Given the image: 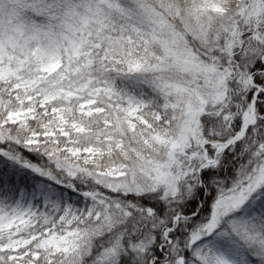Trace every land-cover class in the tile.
I'll return each instance as SVG.
<instances>
[{
    "label": "snow or ice",
    "instance_id": "1",
    "mask_svg": "<svg viewBox=\"0 0 264 264\" xmlns=\"http://www.w3.org/2000/svg\"><path fill=\"white\" fill-rule=\"evenodd\" d=\"M0 264H264V0H0Z\"/></svg>",
    "mask_w": 264,
    "mask_h": 264
}]
</instances>
